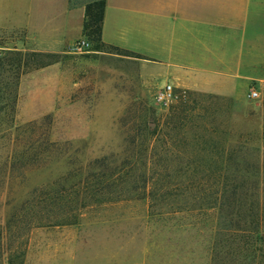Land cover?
Wrapping results in <instances>:
<instances>
[{
  "label": "rangeland",
  "instance_id": "1",
  "mask_svg": "<svg viewBox=\"0 0 264 264\" xmlns=\"http://www.w3.org/2000/svg\"><path fill=\"white\" fill-rule=\"evenodd\" d=\"M82 39L47 51L26 29L0 30V51L61 55L58 62L21 75L14 107L0 112V264H8L12 247L20 243V264H264V242L259 252V244H245L242 234L218 233L215 209L162 213L150 211L142 197L79 206L75 223L33 227L18 242L17 232L7 230L16 209L35 191L64 184L70 173L97 159H120L128 138L152 120V112L166 115L191 99L201 105L195 112L203 118L200 124L220 126L231 142L249 137L264 157V84H251L235 99L172 87L160 102L158 93L170 84L158 80L155 63L145 76L143 59L109 47L96 50L87 40L81 46ZM1 79L14 87L7 74ZM250 88L257 98L249 97ZM29 123L37 124V132L29 128L19 135L17 128ZM22 143L37 147L43 158L36 163L27 158L26 169L14 171V153Z\"/></svg>",
  "mask_w": 264,
  "mask_h": 264
},
{
  "label": "trees",
  "instance_id": "2",
  "mask_svg": "<svg viewBox=\"0 0 264 264\" xmlns=\"http://www.w3.org/2000/svg\"><path fill=\"white\" fill-rule=\"evenodd\" d=\"M104 10L105 0L86 4L83 39L93 43L96 50L109 47L143 59L140 54L102 42ZM2 51L0 112L14 107L21 75L54 64L61 57L51 52ZM4 74L15 80L13 88L1 84ZM199 107V102L191 99L166 115L152 112V120L144 121L139 132L128 138L129 147L120 159H97L87 168L70 173L63 179L64 184L35 191L30 200L16 209L7 230L13 228L14 235L17 232L18 242L20 235L33 227L75 223L74 211L79 206L110 202L111 198L142 197L148 200L150 211L215 209L218 233L242 234L245 244L258 243L255 249L260 252V243L264 242V157L250 146L249 137L239 136L231 142L220 126L200 124L199 119L203 118L195 114ZM29 128L34 133L39 129L36 123H29L17 128L19 135ZM20 146L14 153V171H24L27 158H33L35 163L42 160L34 145ZM251 176L257 179L249 181ZM75 178L78 179L67 185V180ZM20 247L21 243L12 247L8 264H20Z\"/></svg>",
  "mask_w": 264,
  "mask_h": 264
},
{
  "label": "crops",
  "instance_id": "3",
  "mask_svg": "<svg viewBox=\"0 0 264 264\" xmlns=\"http://www.w3.org/2000/svg\"><path fill=\"white\" fill-rule=\"evenodd\" d=\"M90 1L0 0V30L59 51L82 38ZM101 40L180 91L235 99L264 84V0H105Z\"/></svg>",
  "mask_w": 264,
  "mask_h": 264
},
{
  "label": "built area",
  "instance_id": "4",
  "mask_svg": "<svg viewBox=\"0 0 264 264\" xmlns=\"http://www.w3.org/2000/svg\"><path fill=\"white\" fill-rule=\"evenodd\" d=\"M87 44V41L85 39H82L79 41V45L85 46ZM172 86L171 85H166V87L163 89V91H160L157 95V99L162 102L167 99L171 95ZM258 92L254 88H250L249 90V97L250 98H257L258 97Z\"/></svg>",
  "mask_w": 264,
  "mask_h": 264
}]
</instances>
